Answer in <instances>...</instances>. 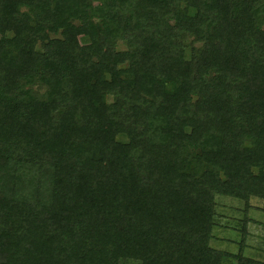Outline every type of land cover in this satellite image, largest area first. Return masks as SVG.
Returning <instances> with one entry per match:
<instances>
[{
  "label": "trees",
  "instance_id": "obj_1",
  "mask_svg": "<svg viewBox=\"0 0 264 264\" xmlns=\"http://www.w3.org/2000/svg\"><path fill=\"white\" fill-rule=\"evenodd\" d=\"M216 195L264 200V0H0V264H264Z\"/></svg>",
  "mask_w": 264,
  "mask_h": 264
},
{
  "label": "rangeland",
  "instance_id": "obj_2",
  "mask_svg": "<svg viewBox=\"0 0 264 264\" xmlns=\"http://www.w3.org/2000/svg\"><path fill=\"white\" fill-rule=\"evenodd\" d=\"M188 40H186L187 42ZM186 54L188 48L185 47ZM117 139H123L117 135ZM217 226L210 240V245L223 250L236 252L240 243L242 254L264 258V200L251 197L248 200L249 208L243 214L241 201L223 195L215 196ZM246 220V234L241 238V222Z\"/></svg>",
  "mask_w": 264,
  "mask_h": 264
}]
</instances>
